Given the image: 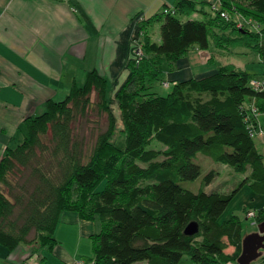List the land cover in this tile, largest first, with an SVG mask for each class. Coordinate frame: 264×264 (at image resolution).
<instances>
[{
    "label": "trees",
    "instance_id": "trees-1",
    "mask_svg": "<svg viewBox=\"0 0 264 264\" xmlns=\"http://www.w3.org/2000/svg\"><path fill=\"white\" fill-rule=\"evenodd\" d=\"M218 4L178 0L138 21L140 57L129 60V77L115 94L120 129L108 80L94 69L62 100L50 99L43 112L24 118L22 141L0 159V247L52 248L60 213L72 211L100 220V231L89 236L94 258L84 264H182L184 256L196 264L235 261L241 221L218 219L242 185L264 195V155L254 143L264 89L234 63L175 81L164 96L151 89L193 46L251 49L264 62V0ZM235 15L245 23L238 27ZM155 22L158 42L148 31ZM198 153L245 174L239 186L228 194L205 192L216 171L199 178ZM198 178L197 190L185 188ZM243 211L248 218L252 210ZM252 212L249 218L264 227V207ZM191 221L198 232L185 235Z\"/></svg>",
    "mask_w": 264,
    "mask_h": 264
},
{
    "label": "crops",
    "instance_id": "crops-1",
    "mask_svg": "<svg viewBox=\"0 0 264 264\" xmlns=\"http://www.w3.org/2000/svg\"><path fill=\"white\" fill-rule=\"evenodd\" d=\"M177 1L0 0V159L22 141L24 118L43 112L50 99L62 100L72 83H84L87 71L104 76L114 97L130 74L128 62L140 36L138 19L172 8ZM155 23L148 28L152 40ZM213 48L191 47L173 71L165 70V78L175 82L213 73L220 65L211 61ZM99 231L98 216L86 220L64 211L52 248L33 251L19 245L8 252L0 247V264H74L82 260L89 236Z\"/></svg>",
    "mask_w": 264,
    "mask_h": 264
},
{
    "label": "rangeland",
    "instance_id": "rangeland-1",
    "mask_svg": "<svg viewBox=\"0 0 264 264\" xmlns=\"http://www.w3.org/2000/svg\"><path fill=\"white\" fill-rule=\"evenodd\" d=\"M216 6L218 7L219 4L216 3ZM212 7L213 6L210 7L211 10L214 9V7L213 8ZM191 18H199V17L196 14H194ZM234 18L239 22V24H237L238 27L240 26L241 22H244L243 18L239 15H235ZM151 34L153 36V40L157 41L156 38L159 36L158 22L153 24ZM138 41L139 38L137 39V44L133 51V58L140 57L141 49L139 48L140 46ZM213 49H214L213 52H211V50L209 52H210V56L212 57L211 61L214 62V64L234 63L236 66L244 69L249 74H251L253 77L252 78L253 80L251 81H253L254 84H257V86H262L264 89V62L260 60L259 55L256 52L252 51L251 49H244L239 47H229L223 49L214 47ZM173 83H174L173 81H168L165 78V75L163 74V76L158 81L152 84L151 89L156 91L158 94L164 96L171 90ZM115 102H117L115 99V95L112 98L111 96H109V103L111 110L114 116L115 117L117 116L116 126L118 129H120L122 127V124L120 121V115L117 108L118 103L116 105ZM253 113L256 114L257 112L254 111ZM257 119H258L257 126L255 124L256 127H254V130L256 131V134L254 136V143L256 149L264 155V113H258ZM116 144L119 147L124 146L123 135H119V134L116 135ZM151 146L155 148L162 147L159 143H155V142L152 143ZM194 160L201 165L202 172L199 178H201L202 175L206 173L209 169H214L216 171V175L214 179L211 181L210 184L204 187V191L208 193L219 192V193L228 194L239 186V184L241 183L242 179L245 176V174L236 172L226 164L212 162L208 157L204 156L201 153H198ZM199 182L200 179L195 181H189L186 182L184 186L185 188L195 191L198 189ZM103 186H104V182H101V184H99V188H102ZM261 207H264V195L254 193L248 184H244L236 192L235 196L232 198V200L229 202L223 213L220 215L218 221L222 222L230 219L233 216L238 217L239 220L241 221L243 228L242 235L243 237H245L246 235L258 232V225L255 224L254 218H246L245 211L243 210L246 209L257 212ZM86 243L83 246L84 253H82L83 255L80 258L82 259V261H87L90 258L91 259L94 258L92 239L89 238V240H87ZM233 251H234L233 247H228L226 249L227 253H232ZM238 252H237L238 254L236 255L234 254L236 256L235 261L229 262L228 264H238L237 258L241 254V249ZM135 264H145V262H140ZM182 264H196V263L187 259V256H184L182 259ZM249 264H264V249H260L259 256L256 259L252 260Z\"/></svg>",
    "mask_w": 264,
    "mask_h": 264
},
{
    "label": "water",
    "instance_id": "water-1",
    "mask_svg": "<svg viewBox=\"0 0 264 264\" xmlns=\"http://www.w3.org/2000/svg\"><path fill=\"white\" fill-rule=\"evenodd\" d=\"M198 223L189 222L185 229V235H194L198 232ZM264 249V227L258 226V232L246 235L241 241V254L237 258L238 264H249L259 256V250Z\"/></svg>",
    "mask_w": 264,
    "mask_h": 264
},
{
    "label": "built area",
    "instance_id": "built-area-1",
    "mask_svg": "<svg viewBox=\"0 0 264 264\" xmlns=\"http://www.w3.org/2000/svg\"><path fill=\"white\" fill-rule=\"evenodd\" d=\"M215 8V7H214ZM173 12V11H172ZM143 19V18H142ZM141 18L138 19V21L142 20ZM251 84L255 87V88H258V87H262V86H257V84H254L253 81H251ZM252 111H255V108H252ZM254 215V212L250 211L248 214H247V217H252ZM75 264H84L83 261H77L75 262Z\"/></svg>",
    "mask_w": 264,
    "mask_h": 264
}]
</instances>
